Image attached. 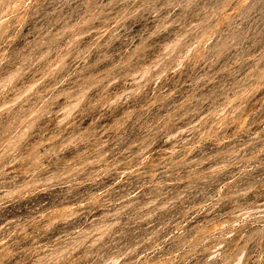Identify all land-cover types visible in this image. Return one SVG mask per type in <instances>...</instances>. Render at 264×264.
<instances>
[{
  "label": "rangeland",
  "instance_id": "obj_1",
  "mask_svg": "<svg viewBox=\"0 0 264 264\" xmlns=\"http://www.w3.org/2000/svg\"><path fill=\"white\" fill-rule=\"evenodd\" d=\"M0 264H264V0H0Z\"/></svg>",
  "mask_w": 264,
  "mask_h": 264
}]
</instances>
